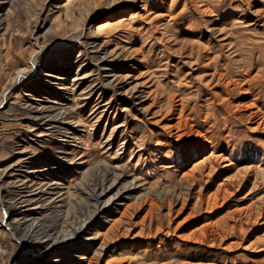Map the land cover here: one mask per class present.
I'll return each mask as SVG.
<instances>
[{
  "label": "rangeland",
  "instance_id": "obj_1",
  "mask_svg": "<svg viewBox=\"0 0 264 264\" xmlns=\"http://www.w3.org/2000/svg\"><path fill=\"white\" fill-rule=\"evenodd\" d=\"M263 202L264 0H0V264H264Z\"/></svg>",
  "mask_w": 264,
  "mask_h": 264
},
{
  "label": "bare ground",
  "instance_id": "obj_2",
  "mask_svg": "<svg viewBox=\"0 0 264 264\" xmlns=\"http://www.w3.org/2000/svg\"><path fill=\"white\" fill-rule=\"evenodd\" d=\"M57 59H59V58H57ZM33 65H36L35 63L33 64ZM26 75L25 74H23L22 76H20V77H18V81L17 82H21L22 80H24V77H25ZM253 114H255V113H253ZM259 124H262V122H260L259 121ZM67 131V133H69V135H73L72 133H70V130H66ZM216 156V155H215ZM210 158L212 157V153L210 154V156H209ZM209 157L208 158H204L203 159V161H201L200 163H202V165H204V164H206L207 162H208V160H209ZM204 161H206V162H204ZM223 161L225 162V164H224V167L223 168H225V169H231L232 168V166H233V164H232V162H230L226 157H223ZM204 162V163H203ZM53 169H56V168H49V170L48 171H52ZM251 169V167H247V168H242V169H239V171H243V172H240L242 175H244V174H246L248 171H251L250 170ZM46 171V170H45ZM238 173L239 172H237V175H238ZM237 175H235V176H231L230 178H229V181H233V183H234V181H236L237 180V178L238 177H236ZM243 179H245V178H243ZM241 182H242V180H241ZM103 194V192H101L100 194H93V201H94V203L96 204V205H94V210H95V212L94 213H96V211L97 212H99V211H103L105 208H107V206L109 205V201L108 202H106V203H104L103 205H100L99 204V202H98V198L101 196ZM44 196V194H42V193H34L32 196H31V198L30 199H28V200H23V201H21V203H27V204H31V206H33L34 204H36V203H38L40 200H41V198ZM260 202H261V200H260ZM264 203V202H263ZM18 204V203H17ZM20 204V203H19ZM264 209V208H263ZM100 213V212H99ZM261 215V214H260ZM262 216H263V214H262ZM83 226H85V223L84 224H82L81 226H79L78 227V229L73 233V234H71V237H68V239L67 238H64V239H62V240H60V241H58V239L57 238H55V241L56 242H58V243H60V242H63L62 244H61V246H63V245H66V243H69V242H71L72 240H74V238L76 237V234H77V232L79 231H82V229H83ZM36 229H37V227H35V230H34V228L33 229H29L27 232H26V234H25V239H28V240H34V237L36 236V234L38 233V230L36 231ZM34 230V231H33ZM48 238V237H47Z\"/></svg>",
  "mask_w": 264,
  "mask_h": 264
}]
</instances>
